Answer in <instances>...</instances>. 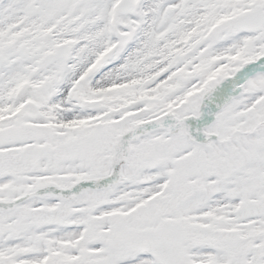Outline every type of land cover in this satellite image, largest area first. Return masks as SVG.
<instances>
[{"label": "snow or ice", "instance_id": "snow-or-ice-1", "mask_svg": "<svg viewBox=\"0 0 264 264\" xmlns=\"http://www.w3.org/2000/svg\"><path fill=\"white\" fill-rule=\"evenodd\" d=\"M0 264H264V0H0Z\"/></svg>", "mask_w": 264, "mask_h": 264}]
</instances>
